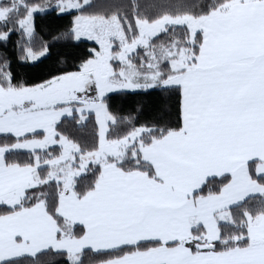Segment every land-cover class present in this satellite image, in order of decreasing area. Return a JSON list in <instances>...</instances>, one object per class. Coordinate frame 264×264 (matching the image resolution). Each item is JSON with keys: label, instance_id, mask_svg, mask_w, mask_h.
Returning a JSON list of instances; mask_svg holds the SVG:
<instances>
[{"label": "snow or ice", "instance_id": "snow-or-ice-1", "mask_svg": "<svg viewBox=\"0 0 264 264\" xmlns=\"http://www.w3.org/2000/svg\"><path fill=\"white\" fill-rule=\"evenodd\" d=\"M0 264H264V0H0Z\"/></svg>", "mask_w": 264, "mask_h": 264}]
</instances>
